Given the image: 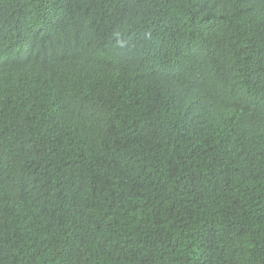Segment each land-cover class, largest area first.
<instances>
[{"label": "trees", "instance_id": "obj_1", "mask_svg": "<svg viewBox=\"0 0 264 264\" xmlns=\"http://www.w3.org/2000/svg\"><path fill=\"white\" fill-rule=\"evenodd\" d=\"M0 264H264V0H0Z\"/></svg>", "mask_w": 264, "mask_h": 264}]
</instances>
